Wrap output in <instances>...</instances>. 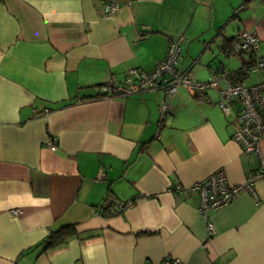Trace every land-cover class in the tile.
<instances>
[{
	"label": "crops",
	"instance_id": "crops-1",
	"mask_svg": "<svg viewBox=\"0 0 264 264\" xmlns=\"http://www.w3.org/2000/svg\"><path fill=\"white\" fill-rule=\"evenodd\" d=\"M109 2L119 8L106 15ZM242 30L264 51V0H0V264H264V178L258 203L242 193L209 211V241L197 196L168 191L218 168L241 183L257 168L217 106L228 79L201 99L180 87L164 119L160 90L97 89L151 71L175 37L176 68L194 80L236 72L224 43ZM63 225L77 235L42 251Z\"/></svg>",
	"mask_w": 264,
	"mask_h": 264
},
{
	"label": "built area",
	"instance_id": "built-area-1",
	"mask_svg": "<svg viewBox=\"0 0 264 264\" xmlns=\"http://www.w3.org/2000/svg\"><path fill=\"white\" fill-rule=\"evenodd\" d=\"M117 2H109L105 14L111 15L118 10ZM181 37L169 38L164 58L156 62L155 67L147 72L139 68H130L126 71L124 79L120 82L108 81L97 87L103 97L129 96L148 90H160L164 94V101L160 105L161 119L170 111L169 100L180 87H186L191 93L203 92L217 85L220 78H227V73L220 69L213 72L205 81H197L188 71H179L176 66L181 54ZM232 52L241 62V72L252 78L249 84L244 82L231 83L221 89L217 106L224 115L233 116L237 123L232 139L240 145L242 153L253 154L258 160L255 170L248 173L241 183L227 182L225 170L218 168L209 176L197 180L190 185L182 186L178 183L168 186V191L175 196L183 198L197 196L198 211L205 220L206 241L215 233V228L208 213L218 210L242 193L251 196L254 203L259 198L255 183L264 178V51L261 50L260 41L252 31H240L233 43ZM47 113L45 112V115ZM45 146L50 150L58 148L54 136H48ZM103 174L100 172L99 177ZM118 209L124 211L132 205V201L118 203ZM170 264H182L178 258H170Z\"/></svg>",
	"mask_w": 264,
	"mask_h": 264
},
{
	"label": "trees",
	"instance_id": "trees-1",
	"mask_svg": "<svg viewBox=\"0 0 264 264\" xmlns=\"http://www.w3.org/2000/svg\"><path fill=\"white\" fill-rule=\"evenodd\" d=\"M235 40V39H234ZM234 40L228 41L224 43V48L227 50L229 49L230 53L232 52V46L234 43ZM227 79L231 83L236 82H245L247 80V77L241 72V69H239L236 72L228 73ZM202 92L196 93L195 96L197 99H201ZM77 235L74 226L73 225H63L58 227L57 229L50 230L49 234L47 235L46 239L41 242L42 243V251H49L56 247H59L63 244H65L70 238Z\"/></svg>",
	"mask_w": 264,
	"mask_h": 264
},
{
	"label": "rangeland",
	"instance_id": "rangeland-1",
	"mask_svg": "<svg viewBox=\"0 0 264 264\" xmlns=\"http://www.w3.org/2000/svg\"><path fill=\"white\" fill-rule=\"evenodd\" d=\"M252 81V80H251ZM250 80H246L244 83L249 84L251 82Z\"/></svg>",
	"mask_w": 264,
	"mask_h": 264
}]
</instances>
